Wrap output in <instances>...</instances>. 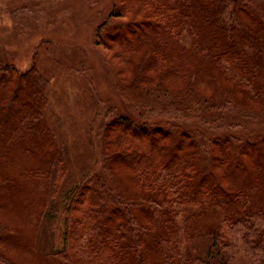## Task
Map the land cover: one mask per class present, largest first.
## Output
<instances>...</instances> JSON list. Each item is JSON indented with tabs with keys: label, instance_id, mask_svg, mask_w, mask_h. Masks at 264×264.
<instances>
[{
	"label": "trees",
	"instance_id": "obj_1",
	"mask_svg": "<svg viewBox=\"0 0 264 264\" xmlns=\"http://www.w3.org/2000/svg\"><path fill=\"white\" fill-rule=\"evenodd\" d=\"M95 44L135 107L103 133L118 192L92 176L63 248L37 251L66 162L49 80L0 66V264H264V0H118Z\"/></svg>",
	"mask_w": 264,
	"mask_h": 264
},
{
	"label": "rangeland",
	"instance_id": "obj_2",
	"mask_svg": "<svg viewBox=\"0 0 264 264\" xmlns=\"http://www.w3.org/2000/svg\"><path fill=\"white\" fill-rule=\"evenodd\" d=\"M117 2L0 0V66H15L20 71L37 67L49 80L46 116L57 136V149L66 162L65 176L60 182H53L47 195L38 228L36 249L42 253L63 248L68 204L92 176L99 175L114 193L118 192L114 186L118 180L112 176L104 152L103 133L113 119L132 115L135 107L133 100L123 94L120 76L107 52L95 44L98 28ZM198 128L207 130L201 125ZM240 130L219 134L236 137L243 134ZM239 151L237 146L232 153L234 158ZM245 165L243 157L231 169ZM198 250L204 258L214 261L208 241L199 242ZM234 264H248L241 251Z\"/></svg>",
	"mask_w": 264,
	"mask_h": 264
}]
</instances>
